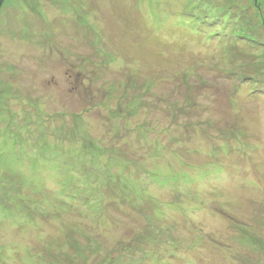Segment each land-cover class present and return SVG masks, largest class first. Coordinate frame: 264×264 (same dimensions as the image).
I'll list each match as a JSON object with an SVG mask.
<instances>
[{
    "label": "rangeland",
    "instance_id": "374dc122",
    "mask_svg": "<svg viewBox=\"0 0 264 264\" xmlns=\"http://www.w3.org/2000/svg\"><path fill=\"white\" fill-rule=\"evenodd\" d=\"M0 264H264V0H6Z\"/></svg>",
    "mask_w": 264,
    "mask_h": 264
},
{
    "label": "trees",
    "instance_id": "16d2710c",
    "mask_svg": "<svg viewBox=\"0 0 264 264\" xmlns=\"http://www.w3.org/2000/svg\"><path fill=\"white\" fill-rule=\"evenodd\" d=\"M5 1H6V0H0V10H1L3 4L5 3Z\"/></svg>",
    "mask_w": 264,
    "mask_h": 264
}]
</instances>
